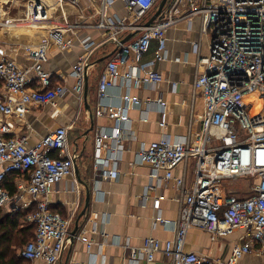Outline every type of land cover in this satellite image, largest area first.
Segmentation results:
<instances>
[{"label":"built area","instance_id":"built-area-1","mask_svg":"<svg viewBox=\"0 0 264 264\" xmlns=\"http://www.w3.org/2000/svg\"><path fill=\"white\" fill-rule=\"evenodd\" d=\"M119 1L123 14L112 13L116 0H89L85 6L81 0H57V9L49 0H30L24 17L14 18L3 13L6 1L0 0V113L25 117L32 104L55 105L68 88L54 83L46 66L51 47L69 49L81 31L97 29L103 32L102 41L82 37L85 53L70 75L76 80L73 89L81 97L94 51L105 42L117 45L100 75L96 108L97 116L114 119L116 127L98 133L96 147L101 149L106 140L119 144L128 109L140 107L143 100L128 92L122 94L119 104H105L108 89L120 75L126 84L136 87L144 82L160 83L164 77L155 65L166 59L168 31L182 22L191 29L193 19L199 17L201 31L210 39L209 55L199 56L203 71L194 81L205 101L201 131L194 139L163 137L142 145L138 152L141 163L148 164L154 175L163 174L173 181L177 189L181 205L172 222L175 236L167 240L148 236L141 247L127 244L125 248L134 261L153 262L162 253L172 264H239L246 255L264 256V0H167L150 25L146 23L161 0ZM26 33L37 39L21 42ZM11 39L22 46L30 65L23 66L4 54L2 46ZM199 47L198 42L194 44L196 53ZM150 51L153 58L141 63L144 76L125 69ZM258 101L260 105L254 108ZM159 103L164 106L163 101ZM164 124V120L160 122ZM11 132L10 123L1 121L0 207L11 202L17 209L28 210L29 221L36 225L35 237L21 248L20 256L56 264L71 240V220L51 208L54 186L74 172L69 129L58 126L33 145ZM189 161L193 162V180L188 185L186 172L176 174V170ZM12 173L17 174L13 195L5 186ZM238 178L254 179L250 194L227 190V181ZM165 197L160 195L154 205L159 208ZM157 219L171 222L161 216ZM193 228L207 232L212 240L239 230L243 236L222 259L186 250L187 233Z\"/></svg>","mask_w":264,"mask_h":264},{"label":"crops","instance_id":"crops-1","mask_svg":"<svg viewBox=\"0 0 264 264\" xmlns=\"http://www.w3.org/2000/svg\"><path fill=\"white\" fill-rule=\"evenodd\" d=\"M88 2L89 0H81L82 6ZM122 7L123 5L111 11L123 14ZM84 36H91L100 43L104 35L97 29H85L81 31L73 47L60 49L52 46L49 52L46 66L52 73L54 83L66 85V94L55 105H30L25 117L0 113V122H9L12 127L11 135L25 137L28 145L35 144L58 126H67L69 129L70 149L75 155L79 173L74 169L70 177L54 186L51 208L71 220V233L86 205L87 190L84 182L91 187V199L88 214L79 221L77 237L66 243L63 255L56 264H172L162 253H158L153 262L144 259L134 261L130 250L125 248L127 244L130 247H141L148 236L162 240L172 239L175 236L172 222L177 220L181 205L173 181H167L163 174L154 175L148 164L141 163L138 152L142 145L151 141L163 137L172 141L194 139L201 131L205 101L201 92L195 90L194 81L203 71L198 63L199 56L209 55L210 39L202 33L199 17L193 19L191 29L186 22H182L168 31L166 59L155 65L164 77L160 83L144 82L136 87L133 83L126 84L120 75L117 83L108 89V95L103 100L105 104H119L122 94L128 92L139 96L143 102L140 107L128 109V120L122 123L124 133L121 142L118 144L106 140L100 149L96 147L98 133L111 132L116 127L114 119L106 115L97 116L96 108L100 75L117 45L105 42L94 51L87 71L88 82L85 81L84 92L80 97L73 89L76 80L70 73L80 56L85 53L80 43ZM21 37L23 43L37 39L29 33ZM197 42L200 46L198 53L194 50ZM155 46L156 43L153 42L152 50ZM2 48L6 56L23 66L30 65L24 49L13 39L8 40ZM108 55L106 60L96 63L98 59ZM152 58L150 51L142 61H134L125 69L144 76L141 63ZM149 98L152 99L151 102H147ZM159 100L164 102V106H161ZM93 120L94 128L91 130ZM163 120L165 124L161 126L160 122ZM185 172L189 185L193 180L192 161L176 170V174ZM151 185L155 186L153 190L150 189ZM237 192L243 194L239 190ZM160 195L166 197L157 208L154 200ZM15 207L13 203L0 207V235L5 231L3 228L8 226V218H12L20 210ZM158 216L171 222L162 223L157 219ZM27 220L19 218L15 230L12 249L17 250L18 255L23 243L17 237L23 238L24 235L17 231L32 223L28 217ZM196 236H202L206 241L197 243ZM242 236L243 231L239 230L221 240H212L207 232L193 228L187 233L186 250L226 259L232 246L240 242ZM253 256L255 254L244 256L239 264H248ZM261 257L264 259V256ZM24 262L46 264L43 259Z\"/></svg>","mask_w":264,"mask_h":264},{"label":"trees","instance_id":"trees-1","mask_svg":"<svg viewBox=\"0 0 264 264\" xmlns=\"http://www.w3.org/2000/svg\"><path fill=\"white\" fill-rule=\"evenodd\" d=\"M17 174L12 173L8 176L5 186L11 195L15 194L17 191L16 187ZM13 217L8 218V226L3 228L5 231L0 235V264H25L22 256L17 254V250H13V240L15 235V230L18 227L19 218H25L27 220L29 211L22 209L17 210ZM28 221V220H27ZM17 233H22L24 237H17L18 241L23 243L22 248L35 237L36 225L30 223L28 227H23L17 231Z\"/></svg>","mask_w":264,"mask_h":264},{"label":"rangeland","instance_id":"rangeland-1","mask_svg":"<svg viewBox=\"0 0 264 264\" xmlns=\"http://www.w3.org/2000/svg\"><path fill=\"white\" fill-rule=\"evenodd\" d=\"M29 1L30 0H7L6 4H3L2 11L3 13L5 12L6 15H9L11 17L22 18L24 17ZM49 1H51V3L55 5L57 9L58 7L56 4L57 0H49ZM121 5H122L121 2L119 0H116L114 4V9H119ZM255 107L256 106H254V108ZM253 183H254V179L238 178L235 180L228 181L226 188L233 192H237V190H239L241 193L247 195L250 194V190L253 187ZM10 203L11 202H9L8 205H10ZM203 240L204 239L202 238V236L195 237V241L197 243H202ZM263 263H264V259L261 256H257V255L253 256V258L248 261V264H263Z\"/></svg>","mask_w":264,"mask_h":264},{"label":"water","instance_id":"water-1","mask_svg":"<svg viewBox=\"0 0 264 264\" xmlns=\"http://www.w3.org/2000/svg\"><path fill=\"white\" fill-rule=\"evenodd\" d=\"M166 1L167 0H161L160 1V3H159V5H158V9H157V11H156V13H155V15L153 16V18L151 19V20H149L147 23H146V25H150L153 21H154V19L161 13V11H162V9H163V7H164V5H165V3H166ZM136 33L137 32H135V33H132V34H129L125 39H124V41L123 42H127L128 40H130L134 35H136ZM112 55V54H111ZM109 57V55L108 56H106V57H102V58H100V59H98L97 61H96V63H99V62H102V61H104V60H106L107 58ZM88 70V67H87V69H86V71ZM88 75L86 74V81L88 82V77H87ZM88 85V84H87ZM86 85V93H87V91H88V86ZM85 93V98H87V94ZM90 115H91V118L93 119V113H92V111L90 112ZM93 122V124H92V128H91V130H93V128H94V120L92 121ZM90 130V131H91ZM90 131H88L87 133H86V136L88 137V133L90 132ZM74 169H75V171L77 172V173H79V168H78V164H77V162H76V158H75V160H74ZM84 184H85V186H86V190H87V198H86V205H85V208L83 209V211L81 212V214H80V216H79V218H78V221H77V224H76V228L71 232V240H73V239H75L76 237H77V234H78V230H79V221L83 218V217H85L87 214H88V208L90 207V199H91V187H90V185L89 184H87L86 182H84Z\"/></svg>","mask_w":264,"mask_h":264},{"label":"bare ground","instance_id":"bare-ground-1","mask_svg":"<svg viewBox=\"0 0 264 264\" xmlns=\"http://www.w3.org/2000/svg\"><path fill=\"white\" fill-rule=\"evenodd\" d=\"M260 105V102H256V108H258V106Z\"/></svg>","mask_w":264,"mask_h":264}]
</instances>
